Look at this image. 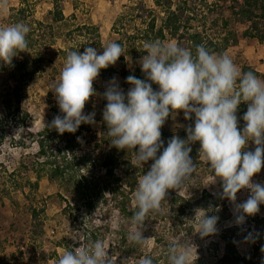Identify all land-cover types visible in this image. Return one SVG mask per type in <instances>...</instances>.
I'll list each match as a JSON object with an SVG mask.
<instances>
[{
    "label": "rangeland",
    "instance_id": "1",
    "mask_svg": "<svg viewBox=\"0 0 264 264\" xmlns=\"http://www.w3.org/2000/svg\"><path fill=\"white\" fill-rule=\"evenodd\" d=\"M24 1L27 3L28 12L22 22L31 29L26 37L29 46L13 61L27 59L26 73L28 76H25L21 82V104L19 106L15 103L11 104L10 111L7 109L3 111L1 108V99H3L1 89L3 86L6 87L9 76L6 71L0 72V132L2 133L0 162L9 170L23 158L25 161L26 159L31 160L35 153L34 147L27 142L24 145H17L15 137L19 133V128L17 124L10 121L11 114L16 107H20L22 111H26L29 120L34 125L47 122L48 117L53 115L52 109L59 107L50 87L53 82L58 80L63 68L66 59L64 54L66 53L63 54L62 51L69 52L68 48L70 47L75 51L83 52L85 47L91 46L97 48L98 52H102L106 44L116 42L120 43L124 49L123 55L115 65L100 71L99 77L94 81L97 95L90 98L84 109L85 114L95 112L96 123L90 124L91 133L87 134L89 142H82L79 139L78 143H80L81 149L91 153L94 157L98 152L104 155L108 151L106 145H100L98 136L104 122L102 113L105 107L102 105V96L108 83L115 78L120 88L127 92L130 87L125 90L118 75L122 63L126 69L141 70L139 63L141 57H138L137 51L144 52L143 45L146 41L177 42L176 38L164 28L168 25L167 16L170 13H174L178 17L176 26L179 28V34L184 31H188L189 34L200 33L201 44L216 54L228 55L242 72H256L257 76L264 80V42L242 36L248 23L235 20L236 18L231 12V8L234 6L233 0H160L163 4L159 6L155 5L154 0ZM20 2L21 0H8L7 11L0 12V27L7 26L8 16L13 13L12 11L21 7ZM54 3L62 7L64 17V20L57 24L52 23L51 17L48 15L49 11L54 9ZM38 22L50 24L52 28L39 27ZM82 25L96 28L99 38L95 37V33L90 34L86 29L76 30L77 26ZM161 28H164L162 36L158 34ZM97 41L101 42L100 47L97 46ZM184 42L185 45H191L189 41L188 43ZM39 55H41V62L38 60ZM7 99L8 96H4V100ZM241 105L247 107L246 103ZM191 121H194V116L192 120H185L182 111L174 117L170 116L161 129L164 147L167 146L168 140L173 135L186 139L185 129ZM254 149L255 145L249 142L245 150ZM162 150L160 151L162 152ZM126 153L130 154L127 160L131 161L133 167H139L145 173L150 169L152 161H148L142 167L136 161L133 162L135 156L132 150H126ZM191 157L197 165L196 171L187 182V186L178 191L184 197L185 202L189 201L190 204L186 206L183 216L179 219V224L169 220L168 212L163 209L147 221L142 230L144 238H151L143 244L147 252L154 250V239L156 238L165 241L167 246L173 240L181 242L187 240L192 245L191 261L196 256L195 251L199 245L206 247L209 242L216 241L223 225L235 223V204L247 200V189H242L237 193L235 204L227 198H223L229 219L217 225L218 231L215 235L201 238L197 230L199 218L204 214L203 211L207 215L217 216L216 212L220 211V208L218 210L210 207L198 209L192 206L191 202L205 192L218 191L222 181L214 177L209 170L208 163L199 158V153ZM121 169L126 170L128 174L131 171L128 170V165H123L117 169L116 174L121 173ZM22 175L32 181L35 179L31 170H27ZM37 182V190L25 188L26 193L30 192L27 194L30 195L29 199L22 194L21 190L10 189V186H8V194H0V264H57V260L66 250L65 247L79 246L78 244L74 245L71 237L79 235L83 240L84 223H88L91 218L95 220V223L101 219V224L104 223L106 228L109 227V230L100 232L102 236H98L97 240L104 242L105 247L109 248L110 255L113 246L111 243L115 237L111 236L110 231L117 230L119 222L115 206L122 199V195L123 197L128 196L127 199H124L127 207H132L135 203L129 192L126 178L121 181L119 186L111 181L114 186L108 187L109 191H105L102 196L99 195L98 190L89 191L88 198L91 202L92 214H88L84 221L82 219L72 221L68 218L70 217L69 210L66 215L64 214V202L61 197L68 198L73 205H75V201L69 199L65 190L56 181L49 180L45 175H42L37 179ZM253 182L264 184V166L253 177ZM92 183L101 186L105 182L95 179V182ZM128 199L131 200L130 206ZM28 204H32L39 210L38 219L43 222L41 228L34 227L32 224ZM203 204L205 205V202ZM132 228L130 221L123 226V229L128 232ZM237 246L242 253H246L247 247L244 243H239ZM112 255L117 258L116 264H120L118 255L115 253Z\"/></svg>",
    "mask_w": 264,
    "mask_h": 264
},
{
    "label": "clouds",
    "instance_id": "2",
    "mask_svg": "<svg viewBox=\"0 0 264 264\" xmlns=\"http://www.w3.org/2000/svg\"><path fill=\"white\" fill-rule=\"evenodd\" d=\"M7 8L8 0H0V12ZM30 30L23 22L0 27V63L11 65L27 49ZM143 49L146 54L139 63L145 79L129 75L126 82L131 87L125 93L113 78L103 93L107 103L102 115L110 144L118 150H132L142 167L152 161L133 194L136 210L129 242L143 245L151 239L142 235L149 214L161 210L169 189L178 192L187 186L197 168L190 156V145L195 142L200 145L199 158L222 181L221 198L235 204L237 193L249 190L248 199L235 204V224L242 225L264 204V184L253 182L264 166V80L252 71L242 72L228 55L216 54L204 44L196 45L193 52L175 41L154 40L146 41ZM123 52L121 44L110 42L102 52L87 46L83 52L67 53L59 78L50 87L63 115L55 116L50 127L64 134L75 133L81 124L96 123L95 112H84L90 98L97 95L94 81ZM242 103L247 104V111L240 129L237 112ZM180 111L185 120L194 116V126L185 129L186 139L173 135L164 147L161 129ZM249 142L254 150H245ZM203 212L197 230L201 238L215 235L219 220ZM71 239L79 246L65 250L57 264H116L117 258L109 255L103 241L84 243L79 235ZM245 239L252 240V234ZM191 248L187 240L169 242L168 264H190ZM137 264L154 261L144 256Z\"/></svg>",
    "mask_w": 264,
    "mask_h": 264
},
{
    "label": "trees",
    "instance_id": "3",
    "mask_svg": "<svg viewBox=\"0 0 264 264\" xmlns=\"http://www.w3.org/2000/svg\"><path fill=\"white\" fill-rule=\"evenodd\" d=\"M233 2L234 6L231 8V12L234 18H236L235 20L248 23L242 36L244 38L256 39L258 42H264V0H233ZM154 3L156 6L163 4L160 0H154ZM20 4L21 7L12 11L13 13L8 16L7 25L22 22L26 16L28 12L27 3L21 0ZM48 15L51 17L52 23L57 24L64 20L62 7L57 3H54V9L49 11ZM167 19L168 25L164 28L168 30L171 36L176 38L180 46L189 48L195 52V46L201 44V34H189L188 31L179 34V28L176 26L178 17L174 13H170ZM37 24L39 27L47 26L49 29L52 28L50 24L46 25L43 22H38ZM164 28L159 29L158 34L160 36H162ZM83 29L89 31L90 34L95 33V37L99 38L97 29L94 27L85 25L76 27V30L81 31ZM184 41L187 43L188 41L191 42V45H185ZM97 46L100 47L101 42L97 41ZM68 51H74V49L70 47ZM20 53L23 54V52ZM62 53H66L64 55H67L68 52L62 51ZM145 54L146 53L143 51H137L138 57H142ZM40 56L41 55H39L38 60L41 62L42 59ZM15 58L16 56L13 59ZM27 66V59L21 61L12 60L11 65L0 63V72L6 71L9 76V79L6 81V87L3 86L1 89V93L3 94L1 108L3 111L4 109L10 111L11 104L15 103L18 106L21 104V82H23L25 76H28V73H26ZM254 73L257 75L256 72ZM118 75L121 79L122 87L125 90L131 87V85L126 82V78L129 75H133L142 80L145 79L140 69H135L134 71L126 69L123 63ZM152 86L154 89L158 87L155 84ZM4 96H8V99L4 100ZM106 103L107 101L102 96V105L104 107ZM243 106L246 105H240L237 112L239 121L238 127L240 129L244 126L245 122L242 117L247 111V107ZM12 113L10 121L15 125L17 124L19 128V133L15 137L17 145H24L25 142H27L34 147L35 153L32 155L31 160L26 159L25 161L23 158L17 162V165L11 170L0 162V194H8V186H10V189L21 190L22 194L29 199L30 195L27 194H30V192L26 193L25 188L37 190V179L45 175L47 179L56 181L58 185L65 190L69 199L75 201V205H73L68 198L63 199L61 197V200L64 202L63 212L66 215V212L69 210L70 217L68 218L72 219V221L81 219L84 221L88 214H92L91 202L88 198L89 191L98 190L99 195L102 196L105 191H109L108 187L111 186L112 188L114 183L116 186H119L121 181L126 178L129 192L133 196L138 179L145 171L139 167H133L130 160L128 164L129 161L127 157H130V154L126 153V150H118L110 144L112 138L107 133V125L105 122L101 125L98 136L100 137V145H106L108 151L104 153V155L98 152L94 157L91 153H87V151L81 149V145L78 143L77 139L79 137L82 142H89L87 140V134L91 133L90 124H81L75 133L65 132L64 134H60L54 128L50 127L55 116L63 115L59 107H54L52 109L53 115L48 117L47 122L40 125H34L33 122L29 120L26 111H22L20 107H16ZM190 125L194 126V121H191ZM1 140L2 133L0 132V146ZM191 148L192 151L190 156L198 154L200 148L199 142L193 143ZM121 158L122 160H120ZM133 162H135V160ZM123 165H128V170H131L128 174L126 170L121 169L120 172L124 177L121 173L116 174L117 169ZM27 170H31L35 175L34 181L22 175L25 174ZM95 179H97V181L102 180L105 183H101V186L98 184L97 186L92 183L95 182ZM221 193L222 185L219 187L218 191L212 193L205 192L199 198L191 202L192 206L198 209L210 207L218 210L220 208V211L216 212L219 217L217 225L229 219L224 200L221 198ZM249 195L250 192L248 190L246 193L247 199ZM127 197H123L122 195V199L115 206V210L119 216V222L117 230L110 231L111 236H115L113 237L112 243L110 242L113 244L110 255L114 253L118 255L117 257L120 260V264L122 261H124V264H137L138 260L144 256L151 257L154 264H168L167 243L165 241L159 238L154 239L155 247L151 252H147L143 245L129 242V232L124 230L123 226L126 222H131V217L136 207L135 203L132 207H127L124 200L127 199ZM165 199L166 201L162 203L161 210H166L169 216L168 219L176 221L177 224H179V219L183 216L186 206L190 204L189 201L185 202L184 197L172 189L168 190ZM127 201L130 206L131 200L128 199ZM204 202L205 205L203 204ZM28 207L32 224L34 227L39 226L41 228L43 222L38 219L39 210L33 207L32 204H28ZM259 209V212L254 216H247L242 225H236L235 223L223 225L220 228L221 230L216 241L209 242L208 245L205 244L206 247L202 245L198 246V249L195 251L196 256L190 261V264H264V252L261 251V248L264 247V204H261ZM159 212L160 211L150 213L148 220ZM148 220L145 221L144 225ZM94 221L95 220L91 218L88 223H84L82 229V241L84 243L96 241L98 236H102L100 232L109 230V227L106 228L104 223L101 224V219H98L97 223ZM249 233L253 236L252 240L245 239ZM196 241L198 243V240ZM239 243H244L247 247L246 253H242L238 249L237 245ZM65 249L72 250V248L68 247H65Z\"/></svg>",
    "mask_w": 264,
    "mask_h": 264
}]
</instances>
